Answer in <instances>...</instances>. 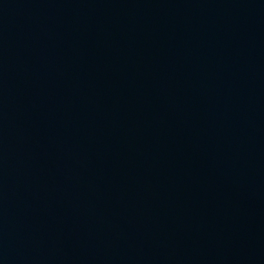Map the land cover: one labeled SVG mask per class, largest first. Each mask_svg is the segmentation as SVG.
<instances>
[{"label":"water","instance_id":"obj_1","mask_svg":"<svg viewBox=\"0 0 264 264\" xmlns=\"http://www.w3.org/2000/svg\"><path fill=\"white\" fill-rule=\"evenodd\" d=\"M0 264H264V0H0Z\"/></svg>","mask_w":264,"mask_h":264}]
</instances>
